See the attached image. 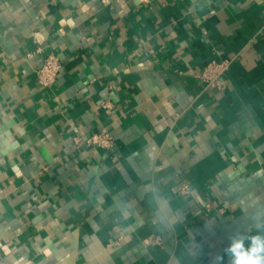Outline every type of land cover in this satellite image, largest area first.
<instances>
[{
    "label": "crops",
    "instance_id": "0c3cea01",
    "mask_svg": "<svg viewBox=\"0 0 264 264\" xmlns=\"http://www.w3.org/2000/svg\"><path fill=\"white\" fill-rule=\"evenodd\" d=\"M257 231L264 0H0V264H228Z\"/></svg>",
    "mask_w": 264,
    "mask_h": 264
},
{
    "label": "built area",
    "instance_id": "2783aa9c",
    "mask_svg": "<svg viewBox=\"0 0 264 264\" xmlns=\"http://www.w3.org/2000/svg\"><path fill=\"white\" fill-rule=\"evenodd\" d=\"M231 64L232 59L213 58L201 70L199 77L208 86L214 85L218 88H222L223 76L230 69ZM61 68L62 62L60 57L55 52L47 53L43 59L42 65L37 70L38 81L46 87L51 86L56 81ZM75 139L78 143H85L87 145L97 146L106 150H111L116 146L114 136L105 129L93 133L85 139L80 136H76ZM190 191L191 186L187 182L182 183L179 187V193L181 195H187ZM203 204L207 210L212 209L214 206L213 202H205Z\"/></svg>",
    "mask_w": 264,
    "mask_h": 264
},
{
    "label": "clouds",
    "instance_id": "9594fccd",
    "mask_svg": "<svg viewBox=\"0 0 264 264\" xmlns=\"http://www.w3.org/2000/svg\"><path fill=\"white\" fill-rule=\"evenodd\" d=\"M224 254L229 257L228 264H264V234L257 231L251 236L230 237ZM223 260L222 255L215 258L216 264Z\"/></svg>",
    "mask_w": 264,
    "mask_h": 264
}]
</instances>
